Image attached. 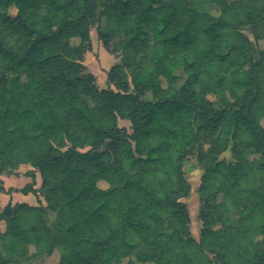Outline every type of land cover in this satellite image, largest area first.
<instances>
[{"label":"trees","instance_id":"trees-1","mask_svg":"<svg viewBox=\"0 0 264 264\" xmlns=\"http://www.w3.org/2000/svg\"><path fill=\"white\" fill-rule=\"evenodd\" d=\"M247 1L0 0V172L28 164L20 192L37 193L38 173L46 200L4 206L0 264L55 249L56 264H264V47L243 33L262 37L264 0ZM92 27L108 53L127 50L147 65L128 80L115 64L106 73L114 88L98 87L81 61ZM178 69L184 84L163 87ZM212 89L231 98L215 107ZM230 141L234 165L215 156ZM194 153L203 166L197 240L180 200Z\"/></svg>","mask_w":264,"mask_h":264},{"label":"rangeland","instance_id":"rangeland-1","mask_svg":"<svg viewBox=\"0 0 264 264\" xmlns=\"http://www.w3.org/2000/svg\"><path fill=\"white\" fill-rule=\"evenodd\" d=\"M235 3L242 1V0H230ZM245 2H248L247 0H243ZM260 1V0H257ZM10 14L15 13V9L11 8L9 10ZM259 31L261 33V38L258 39V41L254 38V34H252V31L250 28L244 29L243 33H245L247 36H249L253 42L260 48L264 47V27L263 24L260 23ZM90 37L92 41V48L91 50L86 51L82 56V63L86 68V71H89L93 73L96 77V83L98 87L100 88H114L113 85H108L106 83V73L111 69V67L115 64H119L122 67L123 73L125 76H127L128 80L131 79L133 73H134V67L135 65H147L149 58L143 57L142 55H136L133 52L127 51V50H120L116 54L108 53L102 46L101 42L97 39L96 30L94 27L90 29ZM70 42L72 44H78L79 39L76 37H72L70 39ZM131 63H134L130 66ZM187 77V74L182 69H178L175 72V76L172 81H167L165 78H161V85L163 87L171 86L173 88H179L181 87L185 79ZM205 86H200L199 89H203ZM146 98H150V94H147L145 96ZM225 98H231L228 95V91H225V96H223L222 93H218L215 89L210 90L206 94V98L210 100L215 107H218L222 104L223 99ZM264 104V103H263ZM257 114L259 116L260 124L264 127V106H257ZM225 121L224 119L222 122ZM224 123V122H223ZM118 124L120 126H124L127 128L128 131L130 130V123L128 120L125 119H118ZM7 139H9L12 143L16 141L17 136L12 133H7ZM48 147V144H38L35 146V149L37 152L41 153L46 150ZM207 147V145L205 146ZM86 147L85 149H87ZM216 153V159L220 161H224L225 163H228L230 165H234L237 161V152L235 150V146L230 141L227 145H218L215 147ZM257 154H250L248 156L249 160H253L257 158ZM29 167L28 164H21L18 169H12V170H5L0 172V184L4 186V189H7V192L0 193V212L4 208V206L7 203H10L11 200L8 202L7 200V193L18 192L16 194V201L20 200V202H30L28 199H23L24 194L19 193L20 189L28 182L31 181L30 177H27L23 174V172ZM125 167L131 171H137L138 166L134 162H125ZM203 173V166L197 161L196 154H192L189 156L187 162L184 165V178L188 184V192L187 195L182 197L180 200L185 203L187 206L188 212H189V220H188V226L190 230V234L197 240L199 238L200 230L203 227V223L201 219L199 218V212L201 210V199H200V191L199 187L201 185V176ZM40 184H41V177L38 173H36V180L34 186L36 187V191L39 192L40 196L42 197V200L39 195L36 196V203L32 202L31 204L37 205L41 204L43 207H46V200L44 198V195H41L40 193ZM97 185L102 188L106 189L109 187V184L104 180H99L97 182ZM9 190V191H8ZM34 194V193H33ZM218 201L222 200V195L218 196ZM252 201V197L245 194H242L240 203L241 205L250 204ZM12 203V202H11ZM234 202L230 198L228 201L227 208L229 209V213L233 214L236 211V206L233 204ZM4 223L0 222L1 228H3ZM235 225H237L235 223ZM214 242H221V239L218 235H216L213 238ZM140 251L143 252H151L146 247L140 248ZM33 250V248H31ZM60 259V253L57 249H55L51 255L42 256L41 258H38L34 261L28 262L26 259L19 258L18 261L21 264H56ZM139 264H152V263H139Z\"/></svg>","mask_w":264,"mask_h":264},{"label":"crops","instance_id":"crops-1","mask_svg":"<svg viewBox=\"0 0 264 264\" xmlns=\"http://www.w3.org/2000/svg\"><path fill=\"white\" fill-rule=\"evenodd\" d=\"M28 183V182H27ZM38 186V185H37ZM37 186H34V188H36ZM18 192H11V193H7V200H8V202L11 200V202H12V204L13 203H22V202H20V200H17L16 201V199H15V197H16V194H17ZM19 193H20V191H19ZM22 193V192H21ZM4 193H2V195H3ZM24 194V193H23ZM37 195H39L40 196V194H39V192H37L36 193ZM36 194H33V193H31V192H29V193H27V194H24V197H23V199H28L30 202H24V203H27V204H29V205H33V204H31L32 202H34V203H36ZM40 198H41V200H42V197L40 196Z\"/></svg>","mask_w":264,"mask_h":264}]
</instances>
